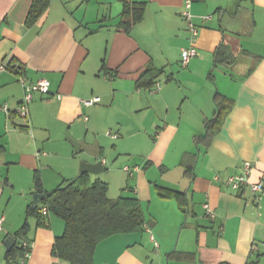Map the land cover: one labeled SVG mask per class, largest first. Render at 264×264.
Here are the masks:
<instances>
[{
    "label": "crops",
    "instance_id": "crops-1",
    "mask_svg": "<svg viewBox=\"0 0 264 264\" xmlns=\"http://www.w3.org/2000/svg\"><path fill=\"white\" fill-rule=\"evenodd\" d=\"M32 2L0 0V264L17 262L22 233L34 242L26 264H67L52 253L63 222L49 214L42 226L27 210L43 200L33 202L36 175L50 193L81 162H100L90 180L111 200L135 198L144 216L98 243L93 264H264V195L223 183L244 162L249 182L264 181V0H193L197 55L186 67L184 0H47L27 26ZM124 3L143 7L127 32ZM147 67L153 95L137 84ZM20 76L49 83L28 123L15 113Z\"/></svg>",
    "mask_w": 264,
    "mask_h": 264
},
{
    "label": "trees",
    "instance_id": "trees-1",
    "mask_svg": "<svg viewBox=\"0 0 264 264\" xmlns=\"http://www.w3.org/2000/svg\"><path fill=\"white\" fill-rule=\"evenodd\" d=\"M47 6V0H33L25 24L32 26ZM142 13V5L124 3L123 16L131 14L130 20L121 23L124 31L127 32L131 25L140 21ZM220 54L221 50H218L216 58ZM156 76L147 67L140 74L137 84L140 87L152 86ZM35 186L40 194L43 193L38 175ZM107 189V184L91 181L89 174L83 173L62 187L43 193L41 207L27 210V215L35 216L42 226H45L49 214L63 222L64 230L54 241L53 255L67 264H93L98 243L112 235L131 233L143 226L144 216L139 202L135 198L122 197L111 200L107 197ZM42 207L47 208L48 215L41 214ZM21 235L25 239L24 234Z\"/></svg>",
    "mask_w": 264,
    "mask_h": 264
},
{
    "label": "built area",
    "instance_id": "built-area-1",
    "mask_svg": "<svg viewBox=\"0 0 264 264\" xmlns=\"http://www.w3.org/2000/svg\"><path fill=\"white\" fill-rule=\"evenodd\" d=\"M193 0H184L183 8L181 11V16L183 18V21L185 23L186 31L189 35L188 41L189 45L186 48L181 49L180 52V64L182 67H186L190 60L197 55L196 50V40L198 36V28L194 25L192 21V14L190 12L191 3ZM208 17H204V19H207ZM6 69V64L0 65V71H3ZM18 81L21 85V87L24 90V96L20 104L17 106L15 113L18 116L19 119L24 121V123H28V105L32 101L33 93L37 92L40 94H48L49 90V83L45 79H38L35 82H30L26 80L24 77L20 76L18 78ZM160 89V83L155 82L153 86L150 88L149 93L151 95L155 94ZM85 105H91V101H84ZM0 109L5 113L8 114V109L6 105H2ZM110 135L109 133H107ZM111 137L115 138V135H110ZM123 170L128 174V177L132 176V173L137 170L136 167L133 169H129L127 167H124ZM252 171V166L249 162H244L242 165L241 172L238 174L230 175L228 176L223 183L228 186L230 189L239 191L244 187H247L252 195H256L257 193L264 195V181L259 180L257 182L251 183L249 182V177ZM214 180L219 181V177L215 176ZM203 209L205 212V215L213 220L215 218V213L213 209L209 206V204H204ZM41 214L42 215H48V210L46 207L41 208ZM1 225V221H0ZM150 239L153 241L155 246H157V243L155 242L152 234L150 233ZM34 247V242L27 239H22L19 242V248L21 250V255L17 262L14 264H26L27 260L30 258L31 251Z\"/></svg>",
    "mask_w": 264,
    "mask_h": 264
},
{
    "label": "water",
    "instance_id": "water-1",
    "mask_svg": "<svg viewBox=\"0 0 264 264\" xmlns=\"http://www.w3.org/2000/svg\"><path fill=\"white\" fill-rule=\"evenodd\" d=\"M103 171L102 164L95 163V164H88L85 162H81L79 166V174L87 173V174H98ZM43 199V195L35 194L33 196V202L35 205H38L40 201ZM7 248H10L14 244V239L9 237L5 242Z\"/></svg>",
    "mask_w": 264,
    "mask_h": 264
},
{
    "label": "rangeland",
    "instance_id": "rangeland-1",
    "mask_svg": "<svg viewBox=\"0 0 264 264\" xmlns=\"http://www.w3.org/2000/svg\"><path fill=\"white\" fill-rule=\"evenodd\" d=\"M100 175H101V173H99ZM99 174H97V175H99Z\"/></svg>",
    "mask_w": 264,
    "mask_h": 264
}]
</instances>
